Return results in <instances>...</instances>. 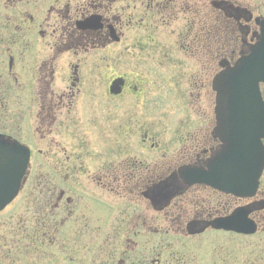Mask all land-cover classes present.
I'll return each mask as SVG.
<instances>
[{
    "label": "flooded vegetation",
    "instance_id": "1",
    "mask_svg": "<svg viewBox=\"0 0 264 264\" xmlns=\"http://www.w3.org/2000/svg\"><path fill=\"white\" fill-rule=\"evenodd\" d=\"M128 1L132 2V5L124 6ZM137 1L114 0L116 13L113 18L107 14L110 11L108 6L111 5L112 8V0H92L74 8L69 4L59 8L61 5L57 1L55 6L52 4L48 8L51 16L46 22H51L49 19H52L53 15L56 16L52 24H47L48 32L43 28L44 21L37 17L41 10L40 0H0V83L26 84L34 81L43 89L37 93L20 91V112L16 114L20 116L18 124L14 128L10 125L12 120H6L4 125L7 127L3 130L22 132L25 126L29 127L33 123L37 132L41 133V140L50 138L52 148L51 173H44L40 168L36 175L34 191L44 197L43 202L38 204L34 231L30 235L22 236L20 240L24 244L21 250L25 257H29L28 260L35 258L36 263L54 260L58 264V257L63 253L62 250H65L66 262L63 264H163L164 254L173 250L174 243L216 232L211 223L219 218L231 217L243 209L250 213L249 219L257 225L258 231L264 221V171L256 194L250 198L223 194L205 185L189 186L184 180L181 171L183 168L208 170L211 160L221 147L219 137L214 133L216 125L212 127L211 124V131L206 137L196 134L187 139L188 145L183 147L180 155L178 154L177 159L180 161L174 162H167L164 156H161L162 162H155L151 156L134 154V149H126L124 152L121 140L122 123H118L115 129L113 125L112 131H116L117 137L113 139L114 145L112 140L94 145L89 137L80 142L84 152L80 162L82 166L80 163L76 164L74 153L66 148L65 145L71 144L73 140L70 113L75 93L70 89L58 93L52 90L55 58L58 54L61 56L67 52L73 53L74 56L87 55L90 51L103 50L111 43L121 46L128 30L137 26L133 21L135 17L131 14V10L137 9ZM146 2V11L138 27L147 32L148 46L153 47L155 30L161 26L168 27L174 22L177 12L187 8L186 0ZM64 7L65 15L62 14ZM193 7L196 10L195 4ZM213 7L235 20L242 34L239 56L235 59L238 54L233 51L228 58L219 61L218 74L224 69L222 65L232 66L241 55L249 53L251 47L259 41V34L252 27L254 16L246 9L235 7L227 1L214 2ZM193 15L195 20L191 25L197 28L200 23L197 19L198 12L195 11ZM187 36H190L189 43H179L178 46L185 53L199 55L203 49L200 40L202 36L197 29H194V33L189 30ZM47 38L60 39V43L47 44L44 48L41 41ZM213 44L216 45L215 42ZM43 48L45 52L42 55L49 59L39 62ZM17 61L20 63L19 75L12 76ZM74 68L76 70L72 75L77 74V77L73 76L72 80H69V83L73 82V87L78 83L79 72L81 73L79 66ZM214 78L211 83L212 90ZM198 79L199 81H194L191 86L195 91H202L207 81L202 77ZM114 82L119 84L117 93L111 90ZM134 86L126 77H117L111 80L108 91L103 92L104 96L101 97L112 100L121 115L122 99ZM95 94L91 92L87 98V115L92 121L90 126L101 136L109 129L104 113V123L101 125H97L90 114L92 105L95 106V111L100 109L102 112L103 104L96 101ZM3 95L10 97L9 90ZM35 95L38 97L34 100ZM34 107L36 114L31 113ZM59 112L65 113L67 118L65 121L61 120L60 128L53 130L59 123L58 116L55 115ZM45 113L50 115L45 117ZM52 115L54 117L49 120ZM44 126H49L46 134L42 132ZM132 127L135 125H131ZM2 135L7 138L6 142H18L31 152L29 171L24 183L26 185L32 169L33 146L23 137ZM141 143L148 154L155 151L156 146L149 139H144ZM38 152L42 162L48 159L49 153L41 150ZM124 153L127 155L123 156ZM79 169L84 171L80 172ZM80 174H83L79 179L83 180V183L75 182ZM44 185L48 187H42ZM23 190L24 186L19 195ZM193 190L210 195L211 200L200 198L197 203H186V196ZM97 212L98 218H87V215L95 216ZM65 227H68L66 231ZM229 234L250 237L234 232ZM4 261L3 258L1 264H10L9 260Z\"/></svg>",
    "mask_w": 264,
    "mask_h": 264
},
{
    "label": "rangeland",
    "instance_id": "2",
    "mask_svg": "<svg viewBox=\"0 0 264 264\" xmlns=\"http://www.w3.org/2000/svg\"><path fill=\"white\" fill-rule=\"evenodd\" d=\"M57 1L61 5L59 8L67 4L74 8L92 0H40L41 10L37 13V17L44 21L43 28L48 32L47 24H52L53 18L56 17L53 15V18L49 19L51 22H46L51 16L48 8L52 4L55 6ZM160 1L153 0L154 3ZM217 1H227L235 7L246 9L253 14L254 18L264 20V0H186L187 8L180 11L181 13L177 12L174 22L172 21L168 27L161 26L155 30L154 46L149 47L147 32L138 27L140 19L146 11L147 2L138 0L135 3L137 9L131 10V14L135 17L133 21L137 26L128 30L121 46L111 43L103 50L90 51L89 54L83 56H74L71 52L61 56L57 55L53 64L52 90L58 93L70 89L76 94L72 100L70 113L73 124L71 128L73 140L71 144L65 146L74 153L77 165L82 162L84 154L83 148L79 145L80 142L89 137L95 143L94 145H101L100 142L105 140H112L111 143L114 145L113 139L116 137V131L112 130L118 123H122L123 126L121 138L123 151L134 149V154L142 157L151 156L155 162H162L160 161L161 156H164L163 158L167 162L180 161L177 158H179L183 147L188 145L187 139L196 134H203V137L209 135L211 124L212 127L215 125V93L211 89V83L217 74L218 63L223 58H228L233 51L238 54L236 59L242 46V34L238 23L213 7V3ZM112 2L114 3V0ZM113 3L112 8L111 5L108 6L110 11L107 13L111 18L116 13V4ZM194 4L196 10L193 7ZM123 5H132V2H125ZM0 6H2L1 2ZM195 11L198 12L197 19L200 22L197 28L191 25V22L193 23L195 20L193 15ZM62 14L65 15V7L62 9ZM252 27L259 34L260 29L254 21ZM194 29H197L202 36L200 40L203 46L201 53L196 56L193 53H185L178 46L179 43H189L190 36L187 35L189 30L194 33ZM51 43L58 44L60 39L47 38L45 41H41L44 48ZM44 52L45 50L42 51L39 62L49 59L42 55ZM19 65L20 63L17 61L16 70L14 74H11L12 76L19 75ZM75 66L80 67L81 73L79 72L78 83L73 87L71 84L73 82L69 83V80L77 75H72V72L75 73ZM35 75L36 73L33 76L35 77ZM117 77H126L135 85L134 89L124 95L125 97L122 99L121 115L118 114L112 100L109 101L101 97L104 96L103 92L108 91L111 80ZM198 77L207 81V85L202 91H195L191 86L194 81H199ZM33 82L26 84L0 83V134L17 138L23 137L33 146L32 169L27 184L24 185V190L19 197L0 214V264L3 258L4 262L9 260L10 264H25L26 261V264L36 263L35 258L28 260L29 257L24 256L21 250V246L24 244L20 240L22 236L30 235L34 231L38 204L43 202L44 196L38 195L34 188L37 182V171L40 168L44 173L52 171L50 138L41 140V133L37 132L36 125L33 123L29 127L25 126L22 132L3 130L4 127H7L4 125L6 120H12L9 124L13 127L18 124L20 116H16V114L20 112V91H36V93L43 91L37 83ZM6 89L9 90L10 97L3 95L7 91ZM91 92L96 93V101L103 104L102 112L100 109L95 111V106H91L90 114L93 121L97 125L103 124L102 113H104L109 129L101 136L90 126L92 121L87 115L89 110L86 103ZM262 93L264 95V86H262ZM37 97L35 95L34 100ZM31 113L36 114L35 107ZM49 115L50 113H45L44 116ZM55 115L58 116L59 123L53 127V130L60 128L61 120L65 121L67 118L65 113L59 112ZM53 117L52 115L48 119L51 120ZM131 125H135V127L131 128ZM48 129L49 126H44L42 132L46 134ZM144 139H149L155 144V151L148 154L147 149L142 148L141 142ZM31 140L32 142H29ZM39 150L49 153L46 161L42 162ZM148 151H150L149 148ZM126 155V153L123 154V156ZM159 165L161 164L159 163ZM79 171L82 172L84 169H79ZM82 177L83 174L77 176L75 182L83 183V180H79ZM49 184L52 187L51 183ZM42 187L46 188L48 185ZM210 197L201 191L193 190L188 193L185 202L197 203V199H210ZM87 218L92 220L98 218V212L95 216L87 215ZM67 229L68 227H65L64 231ZM172 246L173 250L166 252L163 256V264H264V221L257 234L247 238L233 236L225 232H208L200 237L184 239ZM62 252L58 257V264L66 262L65 250ZM175 253L176 255H174ZM55 262L54 260H43L36 264H56Z\"/></svg>",
    "mask_w": 264,
    "mask_h": 264
},
{
    "label": "water",
    "instance_id": "3",
    "mask_svg": "<svg viewBox=\"0 0 264 264\" xmlns=\"http://www.w3.org/2000/svg\"><path fill=\"white\" fill-rule=\"evenodd\" d=\"M260 37L249 54L224 68L214 79L215 134L222 144L207 171L183 168L189 186L206 185L239 198L253 197L264 170V20L256 19ZM118 82L112 92L117 93ZM0 135V212L18 196L30 164V150ZM247 210L211 223L217 231L250 236L258 231Z\"/></svg>",
    "mask_w": 264,
    "mask_h": 264
}]
</instances>
